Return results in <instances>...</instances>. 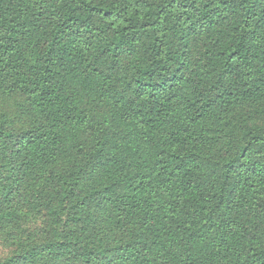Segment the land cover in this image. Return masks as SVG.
<instances>
[{
	"label": "trees",
	"instance_id": "16d2710c",
	"mask_svg": "<svg viewBox=\"0 0 264 264\" xmlns=\"http://www.w3.org/2000/svg\"><path fill=\"white\" fill-rule=\"evenodd\" d=\"M0 264H264V0H0Z\"/></svg>",
	"mask_w": 264,
	"mask_h": 264
},
{
	"label": "rangeland",
	"instance_id": "374dc122",
	"mask_svg": "<svg viewBox=\"0 0 264 264\" xmlns=\"http://www.w3.org/2000/svg\"><path fill=\"white\" fill-rule=\"evenodd\" d=\"M7 249L6 248H4L2 245H1V243H0V260L2 259V258H4L6 255H7Z\"/></svg>",
	"mask_w": 264,
	"mask_h": 264
}]
</instances>
